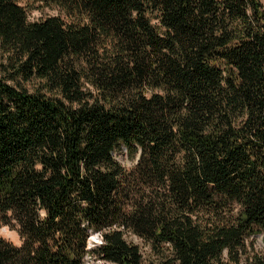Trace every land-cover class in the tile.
<instances>
[{"label":"trees","instance_id":"16d2710c","mask_svg":"<svg viewBox=\"0 0 264 264\" xmlns=\"http://www.w3.org/2000/svg\"><path fill=\"white\" fill-rule=\"evenodd\" d=\"M23 1L0 0V228L23 238L0 264H146L132 236L148 264H264V3Z\"/></svg>","mask_w":264,"mask_h":264},{"label":"rangeland","instance_id":"374dc122","mask_svg":"<svg viewBox=\"0 0 264 264\" xmlns=\"http://www.w3.org/2000/svg\"><path fill=\"white\" fill-rule=\"evenodd\" d=\"M261 1L264 3V0H261ZM22 4L27 5V0H24ZM26 7L28 8L29 17L31 20H38V19H42L48 16L59 15V14L62 16H65L64 12L58 6H54V5L44 6L42 4H35V5L30 4L29 6H26ZM117 157L123 165L127 167H131V165H133V161L130 160L125 153L118 154ZM0 235L16 245L22 244L23 238L21 237V234L17 227L3 225L0 228ZM127 238H128V233H127ZM129 238H132L134 242L141 245L146 264H148L151 259H156L155 258L156 256L152 255L151 251L149 250V247L142 239L136 236H132ZM97 240L98 239L96 238L92 240V246L93 244L98 242ZM251 240L253 241L254 246L257 249H261L264 247L263 241H262V235L252 236ZM86 264H101V262L96 261L92 259L91 257H88Z\"/></svg>","mask_w":264,"mask_h":264},{"label":"built area","instance_id":"2783aa9c","mask_svg":"<svg viewBox=\"0 0 264 264\" xmlns=\"http://www.w3.org/2000/svg\"><path fill=\"white\" fill-rule=\"evenodd\" d=\"M97 238H98V242H101V236L97 235Z\"/></svg>","mask_w":264,"mask_h":264},{"label":"water","instance_id":"95a60500","mask_svg":"<svg viewBox=\"0 0 264 264\" xmlns=\"http://www.w3.org/2000/svg\"><path fill=\"white\" fill-rule=\"evenodd\" d=\"M90 239H93V235L91 236V238Z\"/></svg>","mask_w":264,"mask_h":264}]
</instances>
